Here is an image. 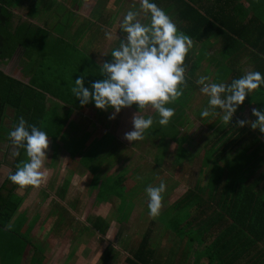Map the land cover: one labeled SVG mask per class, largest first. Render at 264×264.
<instances>
[{
  "label": "crops",
  "instance_id": "1",
  "mask_svg": "<svg viewBox=\"0 0 264 264\" xmlns=\"http://www.w3.org/2000/svg\"><path fill=\"white\" fill-rule=\"evenodd\" d=\"M17 1L18 4L11 9L13 23L18 24L21 20L30 21L47 32L44 35L46 47L45 51H42L40 82L37 83L45 93L47 109H54L59 115L70 112L60 133L48 134V148L41 169L44 172V179L39 186L22 189L11 183L7 175L9 171L15 170V157L10 154L11 145L7 141H2L5 145L0 147V188L3 186L13 188L14 192L21 196V204L18 205L16 213L27 215L29 220L33 218V212L43 213L45 217L42 220L51 225L52 230L56 229V233L52 232L49 235L43 232L34 234L33 236L40 238L41 241L33 239V242L42 243V247L46 249L44 254L49 253L51 246H57L56 252L70 254L69 248L71 246L77 248L81 243L79 241L81 238L78 237L80 233L90 238L104 235L112 238L119 236L125 238L126 247L121 243L120 245L128 255V252L131 253L138 245L130 247L132 237L135 238L137 234L135 227L141 229L140 239L147 229L152 236H156L155 240L163 238L164 234L165 238L177 239L175 232L164 226L156 216L145 218L139 214L141 212L138 211L139 209L132 212L133 208L128 207L134 206L135 201L142 196L145 185H158L163 180L166 190L162 194L161 201L169 199L171 202L180 195L173 191L187 189L190 186L186 179L178 178L180 170L178 164L186 159L182 158L179 161L180 155L177 154L179 145L189 149L197 145L201 147L202 159L207 155L213 160L214 150L221 146L218 141H220L219 128L222 120L216 112L205 120L200 117L201 109L207 105V97L199 92L197 85L192 89L186 104L179 105L174 101L167 105L174 108V112L182 111L184 121L181 120L183 124H180V128L183 135L166 134L161 137L162 131H154L153 134L160 137L153 135L151 141L153 147L149 149L150 151L139 152L140 144L144 145L146 140L150 139H146L145 136L140 141L129 142L123 138V134L131 130L130 118L134 112L137 111L138 115L145 117L149 114L155 117L157 114L154 109L150 106H146L141 111L133 106L122 108L114 119L109 120L108 116L112 111L110 108L98 109L91 101L81 106L71 93V87L77 76L83 75L85 87L92 81L102 78L99 73L100 62L110 59L112 48L119 43L118 36H123L119 31V21L129 9L139 11V0H43L40 4H37L38 0H32L33 5H30L31 0ZM163 1L166 0H154L159 7L165 6ZM241 3L247 6L245 0H241ZM164 10L176 24L171 8ZM138 19L146 22L142 12ZM105 30L113 34L110 39L105 38ZM209 49H207L208 55ZM194 52L197 53L198 49ZM10 61L14 64H8V68H3L0 64V69L27 83L31 76L27 70L29 59L24 58L20 48ZM222 62L223 60L218 56L216 69L211 74L217 72ZM251 69L252 67L245 72ZM185 78L187 80L185 79L183 89L188 93L187 82L193 77L187 75L185 71ZM54 94L58 97L53 96ZM248 106L255 108L253 104L247 105L238 114L237 119L240 114L245 116L249 114ZM219 123L221 124L216 130ZM181 137L188 139L187 143L182 144L181 140L178 142ZM211 138L214 142L209 145L208 141L212 140ZM161 141H164V144L161 145ZM134 143L137 145L135 146ZM119 149L121 153L117 151ZM134 151L138 155L136 154L137 157L132 161L130 158L136 156L132 155ZM159 156L162 158L158 159ZM152 173L160 174L158 180H149ZM134 174L140 175L138 176L140 179L138 177L134 179L132 177ZM117 178L120 184L116 187L113 182ZM103 187L117 189L121 197L112 196L108 192H99ZM112 201L115 202L108 206ZM18 215L13 218V223ZM102 221L106 223L104 234L98 231V224ZM80 252L76 250L75 253ZM94 252L97 253L96 250Z\"/></svg>",
  "mask_w": 264,
  "mask_h": 264
},
{
  "label": "trees",
  "instance_id": "2",
  "mask_svg": "<svg viewBox=\"0 0 264 264\" xmlns=\"http://www.w3.org/2000/svg\"><path fill=\"white\" fill-rule=\"evenodd\" d=\"M42 1L38 0L37 4ZM170 1L173 4L166 7L178 18V31L186 34L192 43L206 42L209 48L217 47V54L223 60L217 72L226 76V84L243 74L238 70L242 59L252 65L251 71L264 75V0H245L247 6L242 5L241 0ZM16 4L17 0H0V61L10 58L20 48L24 58L29 59L27 70L31 76L24 83L0 69V143L7 141L9 144L7 132L18 117L22 116L47 134L56 135L70 114L59 115L56 110L47 109L45 93L37 84L47 32L26 20L14 24L11 9ZM30 5H33L32 0ZM205 54L207 51L203 47L198 54L194 47L189 49L184 61L187 75L194 76ZM189 82L192 84V80ZM252 104L257 109L264 107V87L253 90L238 106L230 122L222 123L219 138L222 137L223 145L211 151L215 155L213 160L207 155L202 159L206 180L195 179L156 216L183 240L180 252L170 247L172 239L165 238V234L151 241L152 235L147 229L136 249L124 258L126 264H264V141L257 137L262 134L259 129L253 140H248L242 132L252 128L248 124L236 126L238 114ZM132 106L138 110L135 104ZM181 149L185 148L179 145L177 154ZM178 155L179 161L188 158ZM24 159L23 149H20L14 159L15 168ZM113 184L117 187L119 179ZM99 192L121 197L115 188L103 187ZM21 200L13 188H0V238L2 244L8 242L7 247L0 244L2 261L10 263L16 258L18 264L22 252L30 246L34 249L27 264H40L46 254H41L40 249L18 231L20 224L7 226ZM193 210L196 216L192 215ZM98 229L104 234L106 223H99ZM191 250L194 253L192 262H184ZM2 261L1 264H5Z\"/></svg>",
  "mask_w": 264,
  "mask_h": 264
},
{
  "label": "clouds",
  "instance_id": "3",
  "mask_svg": "<svg viewBox=\"0 0 264 264\" xmlns=\"http://www.w3.org/2000/svg\"><path fill=\"white\" fill-rule=\"evenodd\" d=\"M141 12L146 22L138 19ZM119 31L123 36H118L119 43L112 48L110 59L100 62L102 78L85 87L83 75L77 76L71 93L81 106L91 101L98 109L110 108L109 120L114 119L122 108L135 104L138 110L150 106L158 116L157 123L166 125L174 115V108L167 105L183 92L184 61L191 40L178 31L170 15L154 0H139V11L129 9L124 12ZM104 35L110 39L113 34L105 30ZM195 83L199 92L207 97V106L201 109L200 117H207L210 110L219 109L222 122L228 124L245 97L264 87V75L259 71H248L227 84L212 82L207 75H200ZM251 114L255 120L238 119L236 126L248 124L264 134V107L252 108ZM130 119L131 130L124 132L123 138L129 142L142 140L145 130L153 125V116H141L136 111ZM7 138L11 145L10 154L18 156L23 149L25 156L14 171H9L7 179L20 187L39 186L44 179L41 169L48 148V134L21 116L8 130ZM165 190L163 180L158 185H145L143 191L149 217L159 214Z\"/></svg>",
  "mask_w": 264,
  "mask_h": 264
},
{
  "label": "rangeland",
  "instance_id": "4",
  "mask_svg": "<svg viewBox=\"0 0 264 264\" xmlns=\"http://www.w3.org/2000/svg\"><path fill=\"white\" fill-rule=\"evenodd\" d=\"M203 1L206 3V0H203ZM164 3H165L164 7L160 6L163 9H168L169 7H166V6L170 5L171 3L173 4V2H171V1H165ZM249 14H251V13H249ZM173 16H175V13L173 14ZM175 18H176V22H177L178 18L176 16H175ZM193 45H195L194 50H196V49L199 50L200 47H203L207 51V48L210 47V45H208V43H206V42H204V43L202 42V44L193 42L191 44L190 49L193 48ZM216 48H217L216 46L210 48L209 49V55L207 52V54H205V56L203 57L204 59L202 58L203 60L201 61V67L197 71L195 70V75L192 78V84L187 82L186 89H187V91L189 90V92L185 93L184 92L185 89H183L182 95L175 100V102L179 103V105L180 104H186L187 101H189V99H190L189 95H191L192 89L197 86V84L195 83V80L198 76L207 75L212 82H217V83L225 82L226 76L224 74H221V72L215 71L213 74H211V72L213 70H215L216 66H217L216 60L218 59V54H217ZM15 53H13L11 55V57ZM197 54H198V52H197ZM10 58H7L5 60L0 61V64L3 66V68H8V66H7L8 64H11V63L14 64V62H12L14 59L9 62ZM10 67H13V66H10ZM250 67H252V65L250 63L246 62L245 59H242L238 65L239 73H245V71H247V69H249ZM205 72H207V73L204 74ZM206 106L207 105H205V107ZM248 109H250L249 114L247 116H245V114H240L239 119H247V120L253 119L254 116L251 115V117H250L252 107L248 106ZM215 112L219 117H221L222 113H220L219 109H217ZM212 113L213 112L210 111L209 115ZM181 114H182V111L174 112V115L169 119V122L166 125L158 124L157 123L158 116L155 115V117H153V125L149 129L145 130V132L143 134V137L146 136V139H150V140L149 141L146 140V142L144 143L145 146L143 144H140V147L138 149L139 152H147L149 149H151L153 147V142H151L152 138H154L153 135L156 136L157 138L160 137L157 134H153L154 131H156V132L162 131L161 137H163L166 134L177 135V136L183 135L181 128H180V124H183V122H181V120L184 121V119H183V114L182 115ZM208 117L209 116L203 117V118L205 120ZM8 123L9 122L7 121V124ZM222 123H224V122H222ZM220 124L221 123H219L216 126V128H215L216 130L218 129V126ZM221 127H223V124L221 125ZM221 127L219 128V130L221 129ZM255 132H256V129L250 130L249 128H246L243 130L242 134L245 135L247 138H249L248 140H251V139L253 140V136L255 135ZM260 135L257 134V137L261 141H264V134H260ZM180 140H181L182 144H185L183 142L187 143L188 139H186L185 137H181V138H179L178 142ZM213 140L214 139L208 141L209 145L214 142ZM246 142H248V141H246ZM136 143H134L135 146L137 145ZM223 143H224L223 139H220V141H218V144H220V145H223ZM160 144L161 145L164 144V141H161ZM179 144H181V143H179ZM204 144H206V142ZM4 145H5V143H2V142L0 143V147H3ZM117 151L120 152V149ZM136 151H134V153L132 155H134ZM136 154L138 155V153H136ZM178 154H181L183 157L188 156V158L190 159V160H186V159L184 160L183 159V161L180 160L181 162L178 164V167H179L178 170L180 169L179 173H178V178H181L183 180L186 179L190 185L192 183H194L195 179H199L200 181L204 182L206 180V178H205L206 170H205V168H203L201 166L202 165L201 147H197V145L195 147L193 145V147L191 146L190 149L189 148L181 149ZM137 155L133 158H130V160L134 161V159L137 157ZM155 156L157 157V153ZM162 156H164V154H162ZM162 156H159L158 159H161ZM138 176H140V175L134 174V176H132V177L135 179ZM159 176H160V174L155 175L154 173H152L149 180H151V181L152 180H158ZM21 188L26 189V188H28V186L21 187ZM183 189H185V188H182L179 191L175 190L173 192L175 194H177V193L181 194ZM113 202H115V201H112L108 206L112 205ZM135 202L136 203L134 204V206H130L128 208H131V209L133 208L132 212L134 210L136 211L137 209H139L138 211H141L139 214H142L143 217L148 218L149 216H148V210H147V199H146V196L143 192H142V196H140V198H138V200H136ZM170 203H171V200H169V199L161 201V208L159 211L164 210ZM38 208H40V207H38ZM34 211H36V208ZM194 214H195V212L193 210L192 215H194ZM16 215H18V214L15 213L13 215V217H11V220L7 224V226L11 227L14 225V227H17L16 225L20 224V226L17 227L18 231L20 233H22L24 236H26L27 238H29L30 242L33 243V246L36 249H40L39 252L41 254H43L44 250H46V249L42 247V243L35 241V240L41 241V239L35 238L33 235L36 233H39V232H41V233L43 232L44 234L48 233V235H49V234H52V232L56 233V229L52 230V226L45 223L42 220V218L45 217V215L43 213L33 212V218L31 220H29L27 215L25 216V214H22L20 212L17 219L13 223L12 222L13 218ZM195 216H196V214H195ZM197 218H202V216L197 215ZM40 226H42V228ZM134 229L136 230L135 232L137 234H136L135 238L132 237V243L130 245L131 248L135 247L139 243V240H140L139 232H141L140 231L141 229H139L138 227H135ZM83 236H84V234H81V233L78 235V237L81 238V239H79V241L81 242L78 245L79 247L77 246V248H75V247L71 246L69 248V250H71L70 254H73V255H71V257L65 258V256H67L69 253L62 254L61 252H56L57 246H51L49 248V253H47L46 255L43 256L42 262L40 264H126V262L124 261L126 253L122 249V246L126 247L124 245L125 244V240H124L125 238L124 237L117 236L116 238H112L109 235H107V236L104 235L102 237L98 236V238H93V237L90 238L89 236H84V237ZM33 239H35L34 240L35 242H33ZM155 239H156V236L153 235L151 237V241L154 242ZM120 243L122 244V246L120 245ZM0 244L3 246H6V247L8 246V242L2 244L1 238H0ZM52 244H53V242H51V239H50V245H52ZM182 246H183V240L178 237L177 239L172 240L170 247H172L174 250H177V252H180L179 249H181ZM60 247H61V243H60ZM33 249H34L33 247L28 246L27 251L24 250L22 252L21 258H20L18 264H27L28 258L30 256L31 252L33 251ZM76 250H77V252H79V251H81V252L76 254L75 253ZM95 250L97 251V253L94 252ZM189 250L190 249H188L187 251H189ZM89 252H91V253H89ZM163 252H165V251H163ZM175 252L176 251H174V253ZM36 254H38V253H36ZM193 254L194 253L191 250L189 252L188 256L185 258L184 262H188V263L192 262ZM40 255H38V256H40ZM0 261H2L1 251H0ZM2 263L16 264L17 259L12 258L10 263H8L7 261H2ZM0 264H1V262H0Z\"/></svg>",
  "mask_w": 264,
  "mask_h": 264
}]
</instances>
